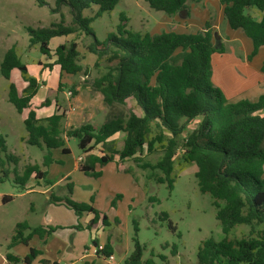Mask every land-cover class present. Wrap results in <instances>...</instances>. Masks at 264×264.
<instances>
[{
    "label": "trees",
    "instance_id": "trees-1",
    "mask_svg": "<svg viewBox=\"0 0 264 264\" xmlns=\"http://www.w3.org/2000/svg\"><path fill=\"white\" fill-rule=\"evenodd\" d=\"M40 7L48 6L45 0H35ZM121 0H56L52 13H60L63 7L69 9L71 22L60 14L61 20L49 27L27 28L30 47H38L41 54L53 60L46 68L57 69L61 75H89L90 69L80 63L79 44L66 41L53 51L51 43L57 38L80 35L89 41L86 50L97 58L95 68L105 63V72L92 83L95 92L103 96L108 109L124 105L133 99L142 112L127 118L116 116L102 126L86 124L67 131L64 127L66 110L61 107L58 95L49 96L36 103L35 98L41 87L40 81L31 76L12 47L1 64L2 76L10 81L9 102L23 116L28 133L26 143L45 151L43 167L51 163V151L61 150L70 155L67 146L69 139L79 140V148L86 154V162L81 172L88 177L99 178L97 167H104L118 159L142 162L144 153H154L160 145L163 156L156 169L163 173L157 182L174 187L173 171L175 159L180 153L183 161L197 167L196 179L199 190L209 195L217 210L216 219L221 225L225 238L222 241L208 239L198 249V264H264V232L256 227L264 224V95L257 102L242 100L229 102L223 92L212 83V56L222 53L214 44L212 24L206 23L203 30L195 33L164 31L159 34L142 33L127 28L128 19L121 15L116 31L99 41L92 23L105 13L115 9ZM151 9L163 12L170 17L188 9L194 0H145ZM222 13L229 28L242 31L253 44L249 60H252L264 47V0H220ZM93 16L84 12L93 10ZM257 10L261 18L256 20L247 11ZM18 78H13V73ZM60 84L57 93L62 92ZM72 95L77 91L72 89ZM56 106L54 113L46 118L41 113ZM195 127L190 129V125ZM187 131L186 137L183 133ZM123 133L124 143L119 151L102 152L101 156L91 154L95 146L106 145L117 134ZM20 158L8 153L6 137L0 135V183L14 175L13 182L22 190L32 177L45 180L46 172L39 165H28L23 174L18 166ZM13 167V169H12ZM71 194V189H69ZM120 199L121 197H117ZM11 197L4 196L3 203ZM50 200L64 205L80 217L83 212L94 215L89 224L92 227L102 217L104 226L108 217L101 215L93 206L79 203L70 197L51 195ZM152 201H157L155 198ZM161 219L168 222L169 228H177L163 213ZM250 227L249 235L231 239L230 233L238 226ZM25 224L18 225L10 246L27 245L30 236ZM48 231L36 228L32 234L41 238L49 236ZM139 227L135 225L134 250L125 264H158L152 259L144 260L146 246L138 240ZM181 237V234H178ZM97 246V241L94 240ZM169 244H166V249ZM178 246L173 245L175 256ZM106 256L111 249L105 246ZM39 252L31 249L24 259L11 254L6 256L9 263L32 264ZM160 264H167L166 257L160 256Z\"/></svg>",
    "mask_w": 264,
    "mask_h": 264
},
{
    "label": "rangeland",
    "instance_id": "rangeland-1",
    "mask_svg": "<svg viewBox=\"0 0 264 264\" xmlns=\"http://www.w3.org/2000/svg\"><path fill=\"white\" fill-rule=\"evenodd\" d=\"M45 1L48 6L40 7L35 0H0V135L6 137L8 153L20 158L18 166L20 174H23L28 165H39L41 170L46 172V178L42 184L37 183L32 177L30 187L37 189L33 193L15 185L14 175L9 180L0 183V263L8 254L24 259L30 249L38 250L43 256L42 264H51L54 261L70 264L76 260L74 253L77 250L81 256L87 234L83 236L78 232L84 229L88 212H83L80 217H77L70 208L52 202L50 197L54 194L62 198L70 197L79 203L93 206L101 215L108 217L110 223L103 227L106 234L115 237L113 239L115 241V261H119L123 250L130 253L134 250L135 225L137 224L139 227L137 238L147 248L144 260L152 259L154 255L153 259L158 264L161 263L160 256L166 257L167 264H198L197 254L201 243L208 239L219 242L225 236L216 219L217 210L212 198L202 194L199 190L195 176L197 167L186 164L180 153L175 159L174 187L170 190L168 183L157 182L158 177H163V173L155 168L163 156L160 145H157L154 153H144L141 157L142 162L134 159L124 162L115 160L100 168L101 177L92 178L76 169V161L82 155L78 139H69L67 146L72 154L69 157L64 156L61 150H52L50 152L52 161L46 168L43 167V157L46 152L26 143L28 133L23 117L8 100L10 81L2 76L1 64L8 50L15 47L22 62L30 67L32 76L39 78L49 86L57 85V76L52 80L46 70L45 65L51 61L41 54L38 47H30L27 28L49 27L52 23L61 20V13L65 15V21L69 24L71 16L66 7H63L60 13H52L51 8H55L56 0ZM205 1L209 2L208 5L201 3L204 0L191 1L187 10L170 17L163 12L151 9L145 0H121L113 11L96 19L92 23V28L96 38L104 41L108 34L116 31L117 26L121 24L120 17L124 15L128 19L127 28L132 31L153 35L164 31H191L192 29L186 28L189 27L188 21L193 15L192 11L195 10L201 17L207 11L205 9L210 7L215 0ZM213 11L210 14L212 21L216 11L219 15L223 14L222 7L219 5ZM95 12L96 8H93L91 11H85L84 15L93 16ZM247 13L256 20L261 18L256 9L247 11ZM201 28L204 29L205 26ZM196 29L200 31V27H195L194 30ZM240 33L244 35L242 31ZM244 37L248 43L249 39L245 35ZM230 39L239 42L237 46H242L243 52L248 50L245 41H242L243 36L231 38L224 26L219 25L214 32V44L217 49H223L227 53L234 52L236 44H232ZM67 40H73L79 44L80 63L88 67L90 73L77 76L63 75V88L61 89L66 93L60 94L59 102L62 109L66 110L69 109V103L76 98L69 94L72 93V89L76 90L81 86L92 88L94 79L105 72L106 66L105 63H101V67H94L97 60L85 48L89 40L80 35H71L66 39L53 41L52 50H55L59 41L61 43ZM212 83L215 88H218L214 81ZM86 91L83 89L84 97ZM132 113L142 116L136 102L130 99L124 105L117 104L108 109L106 118L99 116L97 123L104 124L116 116L127 118ZM194 127L195 125L191 124L189 130ZM186 135L187 131L183 133V137ZM124 136L123 133L117 134L113 140L96 149L101 153L119 151L123 147ZM126 168L130 169L126 170ZM52 186L55 187L51 190ZM69 189H71V194ZM41 190L47 191L41 192ZM4 196L11 197L12 200L3 203ZM118 196L121 198L118 199ZM152 198L157 201H152ZM163 213L169 215V221L177 228L176 232L169 228L167 221L161 219ZM101 223L102 218H99L95 225L101 229L103 224ZM21 224L29 227V230L24 231V235L30 236V240L27 245L18 244L11 247L12 238L16 234L18 225ZM36 228L46 231L53 228L55 231L47 236L45 241H42L38 235L32 234ZM250 230L249 226L241 225L236 227L229 237L240 239L249 235ZM256 231L264 232V224L256 227ZM97 234L101 232H96L94 236ZM178 234H181V237ZM166 244L169 246L165 249ZM173 245L178 246L175 256L171 253Z\"/></svg>",
    "mask_w": 264,
    "mask_h": 264
},
{
    "label": "crops",
    "instance_id": "crops-1",
    "mask_svg": "<svg viewBox=\"0 0 264 264\" xmlns=\"http://www.w3.org/2000/svg\"><path fill=\"white\" fill-rule=\"evenodd\" d=\"M201 3L208 5L209 2L204 0V2H201ZM218 5L221 6L220 0H215L214 2H212V4H210V7L207 6L209 8V10H208V8H206L205 10H207V11H205V13L201 15V17L197 14V12L195 10H193L192 11L193 15L188 21L189 27L186 28V29H189V30L192 29V30L180 32V33H195V31H199L197 29L194 30L195 27H200V30H202L203 29V28H201L202 26H205L206 23L212 22L213 23L212 24L213 33L216 31V29L219 28V25L220 26L223 25L225 30L227 31V34L231 38L243 36L244 39L242 41H245V43H246L245 45L248 47V50H244V52H243L242 46H237V44H239V42H235L233 39H230L233 42L232 44H236V46H234V49H235L234 52L227 53L223 50L222 53L213 54V56H212V67H213L212 81H214V83L217 85L218 89H220L221 91L223 90L222 92L224 93L226 99L231 103H236V102H239L242 100H246V101H250V102H257L259 100V98L262 95H264V47L260 49L259 53L252 60H249V55L252 53V50H253V44H252L251 40L249 39V41L247 43L244 35H241L242 33H240V31L230 30L228 24L226 23V21L224 19L223 14L219 15V13L217 14V11H216L214 14V17H213L214 20L212 21V18L210 19L211 12H214L213 10H216L218 8ZM188 7H189V4H188ZM59 39L63 40L64 38H57V39H54L53 41L59 40ZM67 41H73V40H67ZM64 42H66V41H64ZM64 42L60 43V41H59L56 44V47L58 45L64 43ZM51 45H52V43H51ZM56 47H55V49H56ZM236 49H238V50H236ZM96 60H97V58H96ZM50 61L51 62H48V63L53 62V60H50ZM28 69H29V73H30L31 72L30 67H28ZM46 70H47V74L50 76V78L52 77L51 78L52 80L57 76L56 78L58 79V83L56 86H54V85L49 86L47 83H44L39 78L35 77L41 83V87H40L39 92L35 98L36 103H40V102L44 101L49 96L50 93H51V95H50L51 99L55 98V96H57V95H58V97H60L61 93H66L65 91H63L59 94L57 93L60 84H62L63 75H61L57 69L50 70L47 68ZM30 75H31V73H30ZM13 78L14 79L18 78L17 72L13 73ZM83 89L87 90L85 97L83 96ZM76 91H77L76 98L72 102L69 103V109L68 110L65 109L66 110V120L64 123L65 129L67 131H69L71 129H76V128H79V127L86 125V124L102 126L103 124L100 125L99 123H97V121H98V119H100L99 116H101V117L104 116V118H106L105 115H106L107 110H108V108L105 107V105H104L103 96L99 92H95L91 87H87V88H83L82 86L77 87ZM69 94H72V93L70 92ZM82 97H83V99H82ZM38 98L40 100H38ZM56 108H57L56 106H53L49 111L41 113L40 117L46 118V117L51 116L54 113ZM114 137H112L110 140H113ZM97 147L98 146L94 147V150L91 152V154L101 156L102 153L96 149ZM71 155L72 154L70 153V155H64V156L69 157ZM81 158H82V161H80ZM86 159H87L86 154L82 153V155L79 156L77 161H76V169L80 173H82L80 170V167L82 164H84L86 162ZM116 160L118 162H120L118 159H116ZM110 163H112V162H110ZM100 168L101 167L98 166L97 171H99ZM129 169L130 168H126V170H129ZM33 178H34V180L37 181V183L40 182L42 184L45 181V180H38L35 177H33ZM33 178H31V180L28 182L27 186L25 187V190L28 192H31V193L37 191L36 188L31 189V187H30V183H31ZM37 185H39V184H37ZM40 186L41 185H39V187ZM54 187L55 186H52L51 190ZM44 191H47V190H41V192H44ZM38 192H40V190H38ZM86 218L87 219L84 222V229H82V231L78 232V234H83V236H85L87 234L85 237L87 239H85V242L83 244L85 252L83 251L81 256H79V252L77 250L74 253L76 256V260L72 261L70 264H79L80 262H82L84 264H122V263L125 264L126 259L130 256V254L133 251L130 253L126 250H123L121 252L122 256L119 257V261L114 260L113 262L108 261L107 259H105L102 256H96L92 252L93 248L95 247L93 241L96 240L97 246H100V245L107 246L108 245L111 249V255L116 256L115 250H114L115 241L113 240L115 237L110 236L109 234L105 233V228H104L105 226L103 227L102 223H101L102 224L101 229H99L96 225L89 227L90 222L94 218L93 214L87 213ZM109 223L110 222L108 220V225H109ZM86 225H87V227L85 228ZM96 232L97 233L101 232V234H97L96 236H94V234ZM88 235H89V237H88ZM39 238L42 241H45L47 236H45V238H41L39 236ZM117 251L120 252L119 249H117ZM43 261H44L43 256H41L39 254L38 257L34 260V262L32 264H42ZM0 264H15V263H9L6 259V257H4V259L2 260V262ZM20 264H23V263H20ZM51 264H62V263H61V261H54Z\"/></svg>",
    "mask_w": 264,
    "mask_h": 264
},
{
    "label": "built area",
    "instance_id": "built-area-1",
    "mask_svg": "<svg viewBox=\"0 0 264 264\" xmlns=\"http://www.w3.org/2000/svg\"><path fill=\"white\" fill-rule=\"evenodd\" d=\"M80 161H82V158L80 159ZM104 250H105V246L103 245H100V246H95L93 248V253L96 255V256H102L104 257L105 259H107L108 261H111L113 262L115 259H114V256L113 255H110V256H106V254L104 253Z\"/></svg>",
    "mask_w": 264,
    "mask_h": 264
}]
</instances>
